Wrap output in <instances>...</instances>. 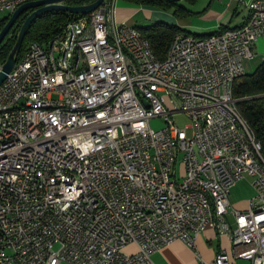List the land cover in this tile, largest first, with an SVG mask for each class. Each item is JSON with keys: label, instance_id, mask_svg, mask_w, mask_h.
I'll return each mask as SVG.
<instances>
[{"label": "built area", "instance_id": "built-area-1", "mask_svg": "<svg viewBox=\"0 0 264 264\" xmlns=\"http://www.w3.org/2000/svg\"><path fill=\"white\" fill-rule=\"evenodd\" d=\"M29 1L0 0V14ZM115 2L31 43L0 84V264H154L209 225L231 252L192 264H264L262 147L232 94L264 38V0L245 2L241 27L177 33L163 60L114 21ZM246 177L254 193L232 226L228 196Z\"/></svg>", "mask_w": 264, "mask_h": 264}, {"label": "trees", "instance_id": "trees-1", "mask_svg": "<svg viewBox=\"0 0 264 264\" xmlns=\"http://www.w3.org/2000/svg\"><path fill=\"white\" fill-rule=\"evenodd\" d=\"M95 0H65L63 3L68 6H81L94 2ZM128 4L138 7L155 8L162 11H172L176 17H186L190 12L185 6L180 4L181 0H121ZM187 4H193L197 0H184ZM32 12L28 10L22 13L15 24L11 27L5 38L0 44V64L2 65L11 52L26 17ZM82 17L77 14H69L67 12L52 11L39 16L34 20L28 29L16 61L25 54L31 43H39L46 45L49 41L60 35L66 25L78 18ZM9 17L0 20V31L6 24ZM143 37H145L159 60H163L166 56L170 42L177 33L190 34L175 25H169L162 22H155L147 27H136ZM227 28H223L216 33H220ZM215 33L201 36L205 38ZM196 37V35H193ZM233 97L237 99V108L242 118L248 124L253 132L255 139L261 144L262 156L264 158V59L261 64L251 74H245L237 78L232 86Z\"/></svg>", "mask_w": 264, "mask_h": 264}, {"label": "crops", "instance_id": "crops-1", "mask_svg": "<svg viewBox=\"0 0 264 264\" xmlns=\"http://www.w3.org/2000/svg\"><path fill=\"white\" fill-rule=\"evenodd\" d=\"M248 0H197L193 4L183 6L190 12L182 20L176 22L172 19L170 25H175L196 37L216 33L223 28L234 29L243 26L248 19L249 12L245 8ZM157 9L138 7L121 0H116L114 5V21L126 22L135 27L134 22L142 17L152 21L158 18ZM184 18V19H183ZM168 24V23H167ZM255 56H263L264 59V38H259L254 46ZM254 191L251 186V178L246 177L236 183L228 196L229 213L227 221L233 226L232 210L246 211L248 202ZM129 249H133L132 246ZM219 250L231 252V245L227 236H218L209 225L205 231L197 236L195 249L187 248L179 241L162 247L157 253L151 256L154 264H192L196 260V253L205 261H211ZM232 261L231 264H236Z\"/></svg>", "mask_w": 264, "mask_h": 264}, {"label": "water", "instance_id": "water-1", "mask_svg": "<svg viewBox=\"0 0 264 264\" xmlns=\"http://www.w3.org/2000/svg\"><path fill=\"white\" fill-rule=\"evenodd\" d=\"M65 0H32L27 3L19 6L9 17L6 24L0 31V44L11 29V27L15 24L19 16L28 11L32 10V12L26 17L23 24L20 27V30L17 34L16 42L9 53L7 59L0 67V84L6 79L7 75L12 70L16 57L21 48L23 39L30 28L31 24L34 22L36 18L41 16L44 13L52 12V11H61L67 12L69 14H77V15H87L97 8H99L106 0H95L94 2L81 6H68L63 2ZM147 106V103L145 102Z\"/></svg>", "mask_w": 264, "mask_h": 264}, {"label": "rangeland", "instance_id": "rangeland-1", "mask_svg": "<svg viewBox=\"0 0 264 264\" xmlns=\"http://www.w3.org/2000/svg\"><path fill=\"white\" fill-rule=\"evenodd\" d=\"M180 4H182V5L185 4L184 0H181ZM157 10H158L157 11L158 18H154L152 21H150L148 19H144L142 17H139L134 22L135 27H138V28L147 27V26H150L151 24H153L155 22H162V23H166V24L168 23L169 24V23H171L172 19H175L176 22H178V20H182V18L180 19V17H176L175 15H173L172 11H162L159 9H157ZM7 14L8 13H6V12L1 13L0 14V20L4 19L7 16ZM262 58H263V56H255L252 60H245L243 62L245 74L248 75V74L253 73L255 71V69L261 64V62L263 60ZM53 98L55 99L56 96H53ZM174 119H175L177 126L180 129H183L190 124L189 120L183 114L175 115ZM149 125H150V128L153 130H159V129L164 127L162 120L159 118L151 119L149 122ZM182 177H183V173L181 172V167H179L178 179H181ZM236 264H250V263L248 261L238 260L236 262Z\"/></svg>", "mask_w": 264, "mask_h": 264}, {"label": "bare ground", "instance_id": "bare-ground-1", "mask_svg": "<svg viewBox=\"0 0 264 264\" xmlns=\"http://www.w3.org/2000/svg\"><path fill=\"white\" fill-rule=\"evenodd\" d=\"M213 35L205 37V38H198L195 37L196 39H206V38H211ZM175 41V37L172 39L171 42ZM17 111V104H9V112H16ZM39 112H48V104H41L39 105Z\"/></svg>", "mask_w": 264, "mask_h": 264}]
</instances>
